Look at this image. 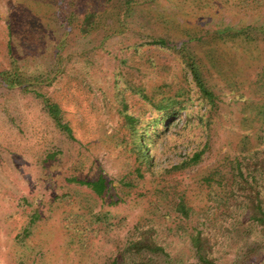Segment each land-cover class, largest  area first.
Masks as SVG:
<instances>
[{
	"label": "rangeland",
	"instance_id": "374dc122",
	"mask_svg": "<svg viewBox=\"0 0 264 264\" xmlns=\"http://www.w3.org/2000/svg\"><path fill=\"white\" fill-rule=\"evenodd\" d=\"M1 73L0 264H204L197 232L209 264H264L237 185L248 163L264 209V0H0Z\"/></svg>",
	"mask_w": 264,
	"mask_h": 264
},
{
	"label": "trees",
	"instance_id": "16d2710c",
	"mask_svg": "<svg viewBox=\"0 0 264 264\" xmlns=\"http://www.w3.org/2000/svg\"><path fill=\"white\" fill-rule=\"evenodd\" d=\"M156 43L171 47L177 50L178 52H184V55H181V56L185 62L187 69L190 72L192 81L194 82L195 86L197 87L199 93L203 96V98L212 102L214 99L213 94L206 87L202 79L201 73L199 71V68L191 61L189 53L185 52L187 51V49L183 45L181 47V46H178L176 43L168 42L164 39H158ZM8 76L9 74L1 73L0 80H3L4 82H6L8 80ZM9 78L11 77L9 76ZM45 108L48 114L51 116V118L55 121V124L58 127L59 131H61L62 133H65L69 138H73L71 129L68 127V125L63 123L60 118L58 107L55 104H50L46 102ZM170 108H171V105L166 104V105L158 106L155 109L161 112H167L170 110ZM170 115L171 113L168 114L166 118L169 117ZM123 119H124V123L130 128V133L132 135V141H133V148L136 152L137 159L139 160L141 164L145 163L148 159H147L146 148L142 143V135H140L141 129L137 126L139 119L127 113L123 115ZM154 122H158V120H155ZM145 134H148V133H145ZM198 158H199L198 154L193 155V157L191 158V161L193 160V162H195ZM237 164H238L237 172H238V176L240 177V181L237 185L239 186V188L243 189L244 192L247 193V194H243L244 196L243 199L245 202V206L247 207V210H248V218L249 220L259 225L261 228V231L264 233V209L262 207V201H261L260 195L254 189L255 187L253 185V182H255V179L247 171L246 172L242 171L241 166H244L245 169L248 170V167H249L248 163L242 164L241 162H238ZM72 180L81 185H86L87 187L90 188V190L94 194L98 196H101L106 190V184L102 177H98L96 180H92V181H85V180L78 181V179H75V178H73ZM247 189L248 190L254 189V192L251 191L250 193L249 191H247ZM176 210H178L179 213H181L184 217H188L189 208H187L182 201H179L177 203ZM190 240H191V245L194 249L195 255L199 259V261L204 264H209L210 259L207 254L208 247H209L208 241L204 237H201L200 232H197L195 235H191ZM129 248L136 252L143 251V250H149L155 253L163 252V249L160 246L156 245L154 242H152L148 238H143L137 241H133L130 244ZM111 264H118V262L116 260H113Z\"/></svg>",
	"mask_w": 264,
	"mask_h": 264
}]
</instances>
